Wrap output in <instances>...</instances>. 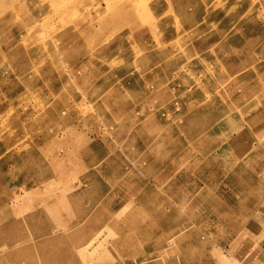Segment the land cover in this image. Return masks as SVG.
<instances>
[{"label":"rangeland","instance_id":"rangeland-1","mask_svg":"<svg viewBox=\"0 0 264 264\" xmlns=\"http://www.w3.org/2000/svg\"><path fill=\"white\" fill-rule=\"evenodd\" d=\"M5 1L0 264H264V0Z\"/></svg>","mask_w":264,"mask_h":264},{"label":"bare ground","instance_id":"bare-ground-1","mask_svg":"<svg viewBox=\"0 0 264 264\" xmlns=\"http://www.w3.org/2000/svg\"><path fill=\"white\" fill-rule=\"evenodd\" d=\"M13 1V0H12ZM6 1L5 0H0V11L2 12V11H4V12H2L3 14H5L6 15V8H5V5H4V3H5ZM16 2V1H15ZM17 4V3H16ZM13 5V4H12ZM9 9V8H8ZM10 10L11 9H9L8 10V12H10ZM12 10H14L13 8H12ZM11 10V11H12ZM52 10V9H51ZM55 11V10H54ZM0 12V13H1ZM62 12H63V14H66L67 13V10H62ZM11 13V12H10ZM77 19V18H76ZM86 22V21H85ZM200 136V135H199ZM11 225H13V224H10V226ZM13 227V226H12ZM7 228V227H6ZM45 229V228H44ZM55 230V229H54ZM3 231V230H2Z\"/></svg>","mask_w":264,"mask_h":264}]
</instances>
